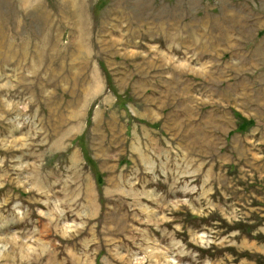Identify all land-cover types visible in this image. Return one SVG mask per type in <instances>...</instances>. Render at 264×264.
I'll list each match as a JSON object with an SVG mask.
<instances>
[{
  "label": "rangeland",
  "instance_id": "374dc122",
  "mask_svg": "<svg viewBox=\"0 0 264 264\" xmlns=\"http://www.w3.org/2000/svg\"><path fill=\"white\" fill-rule=\"evenodd\" d=\"M0 264H264V0H0Z\"/></svg>",
  "mask_w": 264,
  "mask_h": 264
},
{
  "label": "trees",
  "instance_id": "16d2710c",
  "mask_svg": "<svg viewBox=\"0 0 264 264\" xmlns=\"http://www.w3.org/2000/svg\"><path fill=\"white\" fill-rule=\"evenodd\" d=\"M254 125V122H248V121H245V120H242L238 127H237V132L238 133H244L246 130L249 129L250 126ZM97 177H100L99 174H97ZM98 183H102V181H99L98 180Z\"/></svg>",
  "mask_w": 264,
  "mask_h": 264
}]
</instances>
